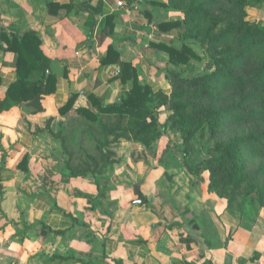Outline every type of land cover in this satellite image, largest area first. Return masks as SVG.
<instances>
[{"label":"crops","instance_id":"0c3cea01","mask_svg":"<svg viewBox=\"0 0 264 264\" xmlns=\"http://www.w3.org/2000/svg\"><path fill=\"white\" fill-rule=\"evenodd\" d=\"M166 3L0 0V100L17 79L11 43L27 33L40 39L55 77L44 113L23 105L0 114V264H264L258 203L228 207L208 191L207 173L192 174L193 163L166 150L165 136L150 149L109 144L102 162L100 127L78 114L121 102L134 86L122 77L124 64L140 84L170 95L167 70L184 66L154 45L180 48L183 16ZM249 14L263 20L264 8ZM90 158L107 164L105 172L66 168ZM136 186L146 205L137 204Z\"/></svg>","mask_w":264,"mask_h":264},{"label":"trees","instance_id":"16d2710c","mask_svg":"<svg viewBox=\"0 0 264 264\" xmlns=\"http://www.w3.org/2000/svg\"><path fill=\"white\" fill-rule=\"evenodd\" d=\"M164 7L183 16L178 24L182 46L154 47L168 54L170 64L189 70L194 60H202L187 44L197 41L208 55V72L186 78L167 70L165 78L172 87L167 95L140 84L132 65L124 64L122 77L133 79L134 86L121 102L100 106L97 113L78 114L100 127L103 141L97 150L102 162L109 144L133 142L150 149L171 130L179 132L187 155L196 135L207 137L213 144L209 158L195 166L186 163L188 170L207 173L208 191L227 200L228 207L248 198L264 213V19H249V10L264 8V0H167ZM11 44L18 55L17 79L0 100V114L23 105L33 114L44 113L55 77L47 75L51 62L41 41L30 32ZM1 77L0 73V85ZM72 104L61 108L60 115L68 114ZM166 112L170 115L163 124ZM90 160L91 164L66 168L75 176L105 172L107 164Z\"/></svg>","mask_w":264,"mask_h":264},{"label":"rangeland","instance_id":"374dc122","mask_svg":"<svg viewBox=\"0 0 264 264\" xmlns=\"http://www.w3.org/2000/svg\"><path fill=\"white\" fill-rule=\"evenodd\" d=\"M251 11V9L249 10ZM256 17L249 14V19L251 21H255ZM187 44L202 58L200 61H193V67L191 69H186V67L181 68L179 73L186 78L189 77H199L208 72L206 66L208 64L209 58L208 55L206 54L205 48H203L200 43L194 40L187 41ZM182 46V44L180 45ZM170 114L165 113L162 117V123L164 124L165 122L168 121V117ZM165 137V144H166V150L171 151L174 150V154L176 156L181 155L183 161H187L189 163H193L191 165L195 166L200 164L201 162L207 160L209 158L208 156V150L212 148L213 144L212 143H207V137H202L200 134L196 135L194 139L191 142V150L188 152L187 155H185V148L183 145L178 147V142H182L181 136L178 131H167L164 135ZM116 152V151H115ZM188 164V163H187ZM189 165V164H188ZM101 184L103 183L100 181ZM113 184H116L114 181ZM131 192V191H130ZM243 200H247L252 202L248 198H243L240 200L241 202ZM227 201V200H226ZM254 203V202H252ZM239 204V203H238Z\"/></svg>","mask_w":264,"mask_h":264},{"label":"water","instance_id":"95a60500","mask_svg":"<svg viewBox=\"0 0 264 264\" xmlns=\"http://www.w3.org/2000/svg\"><path fill=\"white\" fill-rule=\"evenodd\" d=\"M135 193L137 195V204L139 205H146L147 204V200L143 197L141 191H140V187L136 186L135 187Z\"/></svg>","mask_w":264,"mask_h":264},{"label":"built area","instance_id":"2783aa9c","mask_svg":"<svg viewBox=\"0 0 264 264\" xmlns=\"http://www.w3.org/2000/svg\"><path fill=\"white\" fill-rule=\"evenodd\" d=\"M118 6L119 7H124L125 6V3L124 2H119L118 3ZM157 32H158V29L156 27H153L151 33L148 35L149 40L155 39ZM48 73H49V71H47V74Z\"/></svg>","mask_w":264,"mask_h":264}]
</instances>
